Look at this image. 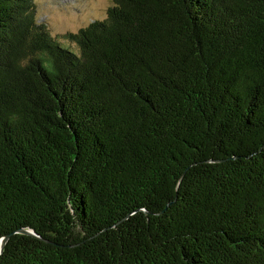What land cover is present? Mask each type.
<instances>
[{
    "label": "trees",
    "instance_id": "16d2710c",
    "mask_svg": "<svg viewBox=\"0 0 264 264\" xmlns=\"http://www.w3.org/2000/svg\"><path fill=\"white\" fill-rule=\"evenodd\" d=\"M63 38L0 0V264H264V0Z\"/></svg>",
    "mask_w": 264,
    "mask_h": 264
},
{
    "label": "rangeland",
    "instance_id": "374dc122",
    "mask_svg": "<svg viewBox=\"0 0 264 264\" xmlns=\"http://www.w3.org/2000/svg\"><path fill=\"white\" fill-rule=\"evenodd\" d=\"M38 20L60 37L77 32L97 19H105L113 0H36Z\"/></svg>",
    "mask_w": 264,
    "mask_h": 264
},
{
    "label": "water",
    "instance_id": "95a60500",
    "mask_svg": "<svg viewBox=\"0 0 264 264\" xmlns=\"http://www.w3.org/2000/svg\"><path fill=\"white\" fill-rule=\"evenodd\" d=\"M18 233L28 234V235H32V236H35V237L39 238V236L36 234V232L34 230H32V229L21 228V229L18 230ZM12 234L13 233L7 234L3 238L0 239V254H2V252L4 250V247H5L6 243L8 242V240L11 237Z\"/></svg>",
    "mask_w": 264,
    "mask_h": 264
}]
</instances>
